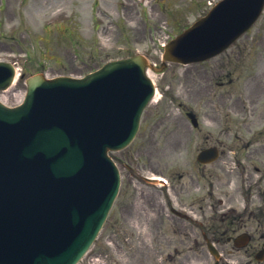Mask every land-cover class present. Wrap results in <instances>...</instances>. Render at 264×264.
<instances>
[{
    "label": "water",
    "instance_id": "obj_1",
    "mask_svg": "<svg viewBox=\"0 0 264 264\" xmlns=\"http://www.w3.org/2000/svg\"><path fill=\"white\" fill-rule=\"evenodd\" d=\"M110 69L107 67L83 81L64 79L73 90L67 102L32 92L43 82L37 79L32 82V93L21 110L7 111L0 106V262H15L25 255V246L53 248L54 243L81 239L78 233L86 227L88 197L82 190L84 181L78 177L85 171L78 166L91 163L94 150L103 151L104 142L116 135L120 126L127 124L135 129L142 98L151 92L149 82L132 66ZM106 75L110 79H105ZM132 96L139 100L133 118L126 107ZM16 113L21 114L23 122L14 123L20 118L13 117ZM68 170L76 175L71 180L66 175ZM48 171L53 175L52 183L62 193L61 199L40 197L46 188L41 183L33 191L26 185L30 175L39 178ZM59 186L67 188L61 190ZM10 250L17 252L5 260L3 254ZM53 260L61 263L59 256Z\"/></svg>",
    "mask_w": 264,
    "mask_h": 264
},
{
    "label": "rangeland",
    "instance_id": "obj_2",
    "mask_svg": "<svg viewBox=\"0 0 264 264\" xmlns=\"http://www.w3.org/2000/svg\"><path fill=\"white\" fill-rule=\"evenodd\" d=\"M3 1L4 8L0 10V33H4L5 37H0L1 57L18 60L25 66L26 75L43 68L49 75L81 76L100 66L103 61L123 56L133 50L159 59L162 51L160 43L175 32V26L167 24L168 12L185 7L188 9V20L191 21L200 9L199 4L204 0H143L140 3L139 0ZM60 10L68 13L70 19L59 22L48 34L53 52L43 61L41 53L47 45L38 41V46L33 47L34 40L45 34L43 24L53 13ZM104 12L107 13L106 16ZM170 22L175 24L176 20L171 17ZM70 25L76 26L71 41L64 31ZM12 27L18 30L13 37L7 33ZM72 29L73 27L67 28L68 31ZM27 54L30 59L28 56L24 57ZM42 63L46 66L42 67ZM175 68L176 65H172L169 72ZM17 87L24 90L25 84L20 82ZM15 100L12 91L9 101ZM165 103L170 102L165 100ZM174 110L177 111L175 107ZM150 116L151 109L145 116L147 125ZM168 169L173 170L174 167L171 165ZM88 260L89 257L86 262Z\"/></svg>",
    "mask_w": 264,
    "mask_h": 264
}]
</instances>
